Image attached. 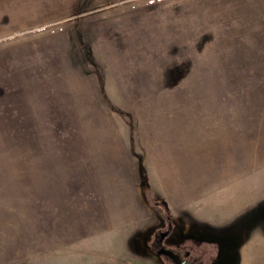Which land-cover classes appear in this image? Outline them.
Wrapping results in <instances>:
<instances>
[{"label":"rangeland","instance_id":"rangeland-1","mask_svg":"<svg viewBox=\"0 0 264 264\" xmlns=\"http://www.w3.org/2000/svg\"><path fill=\"white\" fill-rule=\"evenodd\" d=\"M166 230L264 264V0H0V264H168Z\"/></svg>","mask_w":264,"mask_h":264},{"label":"flooded vegetation","instance_id":"flooded-vegetation-1","mask_svg":"<svg viewBox=\"0 0 264 264\" xmlns=\"http://www.w3.org/2000/svg\"><path fill=\"white\" fill-rule=\"evenodd\" d=\"M166 231H168V230H166ZM162 233H166V235L161 238ZM162 233H160L159 235H156L155 238L153 239V243H152L151 248H152V250L155 251V253L161 248H166V249H169V250L173 251L174 253H176L180 257L182 262L186 261L188 264H215L216 262L218 264L220 262V259H219L220 252L217 251L216 247H214L216 249L214 254H211L210 257L208 256L207 259H205L206 261H204L202 259V257H203L202 255L204 253L198 254V255H196V257H193L194 254H190V251H187V250L182 251L181 248H178V247H173V248L167 247L164 244V239L166 238V236L169 235V231L168 232H162ZM158 256L164 258L168 262V264H173V262L168 257H166L164 255H158Z\"/></svg>","mask_w":264,"mask_h":264},{"label":"water","instance_id":"water-1","mask_svg":"<svg viewBox=\"0 0 264 264\" xmlns=\"http://www.w3.org/2000/svg\"><path fill=\"white\" fill-rule=\"evenodd\" d=\"M165 235H166V233H162L161 238L164 237ZM156 254L164 255V256L168 257L173 262V264H188L186 261L182 262L180 257L176 253H174L173 251L166 249V248L159 249L156 252Z\"/></svg>","mask_w":264,"mask_h":264}]
</instances>
